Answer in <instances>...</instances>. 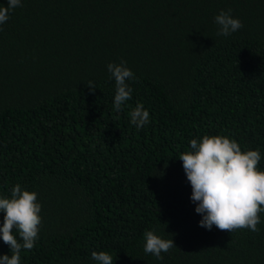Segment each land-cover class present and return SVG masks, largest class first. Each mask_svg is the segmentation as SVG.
<instances>
[{"label": "trees", "instance_id": "1", "mask_svg": "<svg viewBox=\"0 0 264 264\" xmlns=\"http://www.w3.org/2000/svg\"><path fill=\"white\" fill-rule=\"evenodd\" d=\"M20 3L0 25V197L20 184L42 206L21 264H96L93 251L114 264H264V213L259 232L199 227L178 159L221 135L258 149L264 171V0ZM228 9L243 27L218 36ZM121 60L136 79L117 113L107 65ZM149 230L173 239L162 260L143 251Z\"/></svg>", "mask_w": 264, "mask_h": 264}, {"label": "clouds", "instance_id": "2", "mask_svg": "<svg viewBox=\"0 0 264 264\" xmlns=\"http://www.w3.org/2000/svg\"><path fill=\"white\" fill-rule=\"evenodd\" d=\"M6 3L7 7L0 6V25L7 22L13 9L21 6L20 0ZM214 22L218 36H229L243 27L239 19L232 17L231 9L220 11ZM107 71L115 81L113 108L119 113L132 98L127 81L136 77L123 60L119 64L109 63ZM87 87L90 92L96 90L91 81ZM130 123L138 130L149 123V112L139 102L130 111ZM189 144L191 150L178 159L191 186L190 201L196 205L195 213L201 216L198 226L207 230L215 226L229 233L238 229L259 232V214L264 213V171L257 168L261 159L259 150L242 152L235 140L221 135H204ZM41 207L37 193L22 190L20 184L11 188L10 197H0L3 213L0 240L10 249V255H0V264H21L22 250L31 251L35 247L42 223ZM143 238L144 253L158 260L163 259L162 253L175 247L173 239H163L154 230L145 231ZM91 258L96 264H114L112 255L105 251H93Z\"/></svg>", "mask_w": 264, "mask_h": 264}]
</instances>
